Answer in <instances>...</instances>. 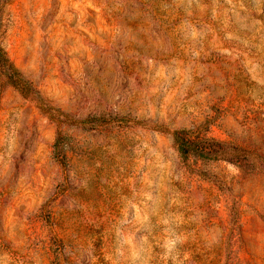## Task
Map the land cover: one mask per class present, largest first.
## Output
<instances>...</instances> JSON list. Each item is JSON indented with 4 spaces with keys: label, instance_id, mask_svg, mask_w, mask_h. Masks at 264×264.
<instances>
[{
    "label": "rangeland",
    "instance_id": "374dc122",
    "mask_svg": "<svg viewBox=\"0 0 264 264\" xmlns=\"http://www.w3.org/2000/svg\"><path fill=\"white\" fill-rule=\"evenodd\" d=\"M0 46L63 119L0 79V264H264V0H0Z\"/></svg>",
    "mask_w": 264,
    "mask_h": 264
},
{
    "label": "trees",
    "instance_id": "16d2710c",
    "mask_svg": "<svg viewBox=\"0 0 264 264\" xmlns=\"http://www.w3.org/2000/svg\"><path fill=\"white\" fill-rule=\"evenodd\" d=\"M0 79L7 85L16 89L23 97L34 100L37 107L43 113L47 114L51 119L58 123L63 122L62 113L54 109L45 99H43L39 91L21 74L19 69L10 61L3 48L0 46ZM172 139L176 145L181 158L186 159L189 155H193L199 159H225L240 163L241 159L236 152L231 151L225 146V142L208 139H196L191 136H185L180 131L172 132Z\"/></svg>",
    "mask_w": 264,
    "mask_h": 264
}]
</instances>
